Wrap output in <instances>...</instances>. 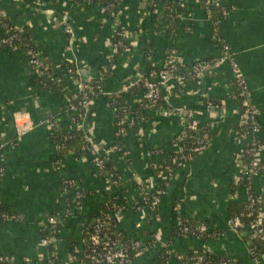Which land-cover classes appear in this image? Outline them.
<instances>
[{
	"label": "crops",
	"instance_id": "obj_1",
	"mask_svg": "<svg viewBox=\"0 0 264 264\" xmlns=\"http://www.w3.org/2000/svg\"><path fill=\"white\" fill-rule=\"evenodd\" d=\"M136 1L121 0V19L111 23L99 14L97 5L81 10L70 4L67 8L61 0H0V11L13 26L28 27L40 58L61 75L67 88V92H58L39 87L21 53L13 55L0 50V147L4 149L0 153V208L20 218L16 222L0 220V257L8 264H24V259L35 264L46 253L40 245V235L42 226L52 217L58 218L53 229L56 258L61 264H81L77 259L84 252L80 225L116 194L96 176L92 155L78 156L77 151H64L55 143L54 131L59 130L60 136L65 137L79 130L78 123L82 125L83 138L98 153L112 150L115 144L128 152L120 157L123 161L100 156L114 166L120 182L118 197L129 206L153 185L164 186L165 198L155 212L141 214L127 209L117 226V232L125 238L148 247L131 264H153L166 246L191 255L199 253L203 245L217 258L231 255L243 264L251 262L246 242L229 226V206L245 202L247 196L234 181L239 174L235 159L242 146L230 138L238 107L232 97L227 66H217L183 86L176 83L163 87L161 100L155 106L149 105L142 93L125 97L130 111L139 114L140 125L126 127L131 131L125 129L120 138L116 135L114 100L151 70L162 68L171 51L176 53L182 69L218 56L211 24L197 0H189L185 19L172 35L167 29L158 28L151 18L147 20L144 10L134 9ZM224 4L228 5L229 14L218 36L229 46L244 75L250 99L258 111L259 138L264 141V0H226ZM61 15L68 16L65 24ZM68 27L75 35L74 48ZM120 28L134 33L131 47L126 53L108 55L109 42ZM78 63L90 74L91 81L100 77L104 93L83 116L81 112L66 110V97L74 93L75 86L61 72L62 64L78 70ZM211 100L218 102L207 106L214 112L201 104ZM184 112L189 124L211 127L212 145L182 171L163 180L154 169L168 162L173 139L186 130ZM23 125L27 128L19 133ZM263 176L261 173L249 185L250 194L261 200ZM66 182H73L86 194L85 199L77 203L66 199ZM177 201L179 210L174 205ZM261 208L264 216L262 205ZM177 216L183 221L206 224L209 235L204 239L180 238L174 234Z\"/></svg>",
	"mask_w": 264,
	"mask_h": 264
},
{
	"label": "built area",
	"instance_id": "obj_2",
	"mask_svg": "<svg viewBox=\"0 0 264 264\" xmlns=\"http://www.w3.org/2000/svg\"><path fill=\"white\" fill-rule=\"evenodd\" d=\"M138 1L148 5L151 18L158 28L162 27L169 31L167 21L163 20L164 13L167 10L164 5L159 3V1L153 2V0ZM170 1H176L177 18H179L180 22L183 21L188 12L189 0H168L167 2ZM204 1L205 6L202 9L206 20L211 24L212 35L218 49V56L214 60L194 63L190 65V69L187 72H182V70L185 69H182V64L178 61L176 53L171 51L167 56L168 58L164 66L160 69L151 70L145 77L143 81V86L146 89L144 100H146L149 105L155 106L161 100V89L168 86L170 82L183 86L188 82L199 80L202 73L210 67L215 68L223 65L228 67L233 88L235 86L238 89L237 92L235 91V97L240 103L241 110L238 128H241L242 130L234 133V139L242 146V150L235 159V165L239 169V174L234 181L235 184L239 186L242 183H246L240 187H243L247 196L245 201L246 213L244 214V217L248 220V224L244 225L240 217H235L231 222L233 223L235 232L242 237L248 246V254L251 258L250 264H261L264 263V256L254 254L252 245L254 242L264 243V216L263 209L261 208L262 200L259 197L251 195L249 187L252 180L264 172V141H261L259 138L258 111L252 105L244 75L238 64L235 62L229 46L224 44L225 42L218 36L219 28L224 20L221 22H213L207 9L210 5L218 7L221 15L225 19L229 14L228 5L224 4L226 0ZM61 2L64 3L66 7L67 4H70L73 8L77 9L76 2H73L72 0H61ZM197 2L199 4V0H197ZM83 5H97L99 14L107 19L118 18L121 12V0H84ZM180 11H183V14H179ZM5 19L6 15L3 12H0V50L5 49L12 52L13 55L21 53L25 57L34 77L37 79L39 87L47 88L50 83L58 85V83L62 81L61 75L58 74L50 64L40 58L38 51L31 47L28 48L27 45H24L23 52L16 48V43H21V36L24 27L13 26L10 28L5 24ZM60 19L62 23L65 24L68 16L61 15ZM70 33H72L71 29ZM134 37V33L127 31L124 28L116 30L111 42L112 54L115 56L117 53L128 52ZM111 64L112 61L110 62V66ZM110 66L107 63L106 69ZM67 67L68 69L62 73L73 80L75 91L70 94L69 97H66V110L71 111L72 113L81 112L83 116L88 112L92 102L104 95L101 80L99 77L98 79H92V81L83 82L79 77L78 70H74L70 65H67ZM61 91L67 92V88L62 87ZM74 102L77 104L75 105ZM201 104L205 107L212 106L206 101L201 102ZM141 106L144 109L146 104ZM114 109L117 117L116 121L118 129L116 135L120 138L124 128L133 126L136 123L138 124L139 119L137 115L131 111H127L126 108H123V114H121L119 109ZM19 118V116H16L15 119L19 121ZM188 125L192 127L190 130H193V128L196 127V125L193 126V124L188 123ZM76 126L79 130L82 129L81 123H78ZM22 127L23 128L19 130V133H23L27 128L24 127V125ZM211 130V127H205L200 130V135L197 136H187L184 133L185 131L176 136L172 141V153L169 156L168 162L160 166L159 176L163 178V180L170 179L177 171L184 169L187 163H190L197 156L206 152L212 145ZM71 134V132L67 133L65 139H68ZM88 141L86 143L90 147L92 153L91 163L95 167L96 176L103 180L109 189L115 190L116 194L111 195V198L107 201L108 204L112 203V198H116L121 193L119 190V178L116 173L107 172L105 170V161L99 158L100 154ZM2 150H4L3 146L0 147V153H2ZM105 152H116L122 157H125L128 154L127 151H124L120 147ZM246 158H248L247 162H245ZM168 163L170 164L169 166H167ZM1 175L2 169H0V177ZM81 193L82 192L75 188L73 182H66L63 186L64 197L72 202L77 203V201L84 200L85 197L82 196ZM118 198L115 203L113 202L112 211L109 213L107 219H91L84 221L80 225L82 231L85 226H90L93 229V233L88 240L90 253L85 255V252H83V256L89 259L92 264H131L132 262H128L130 252L136 257V259L146 253L148 250L147 245L139 241H131V247L126 246L123 241L117 238L118 234L111 231V223L115 222L117 225L121 223L127 209H133L141 214L155 212L165 198V192L157 187L150 194L142 192L137 201L131 203L130 206L123 200V203H121ZM174 205L176 210H179L181 207L178 201L174 202ZM19 219L20 218L15 215L0 214V220L4 222H16ZM57 219V217L49 218L47 223L42 226L40 245L45 249L46 253L39 256L38 259L34 261L35 264H58L54 262V258L56 259V251L54 248L55 233L53 231L54 227L57 225ZM175 223V229L177 230L176 235L180 238L191 237L195 239H204L209 235V228L204 223L192 228L191 226L184 225L182 218L179 216H177ZM164 249V254L167 256V259L165 261L163 259H157L153 264H243L231 255H223L217 258L218 261H215L213 258L217 256L205 247V245H203L202 250L199 252L200 254L193 253L191 255H184L173 251L170 246H166ZM23 263L33 264V261L30 259H24ZM0 264L8 263L4 258L0 257Z\"/></svg>",
	"mask_w": 264,
	"mask_h": 264
},
{
	"label": "trees",
	"instance_id": "obj_3",
	"mask_svg": "<svg viewBox=\"0 0 264 264\" xmlns=\"http://www.w3.org/2000/svg\"><path fill=\"white\" fill-rule=\"evenodd\" d=\"M73 2H76V6L78 9H83L84 8V5H83V2L84 0H72ZM154 1H159V3H161L162 5H164V7L167 9L164 13V17H163V20H166L167 21V24H168V29H169V33L172 35L173 34V31L175 30V27L180 23V20L179 18H177V11H176V8H177V4H176V1H170V2H167V1H164V0H153ZM199 4H200V7L203 8L205 6V1L204 0H199ZM210 15H211V18H212V21L213 22H216V21H223L224 18L223 16L221 15L220 13V10L218 7H214L212 5L208 6L207 7ZM1 12V11H0ZM179 14H183V11H180ZM152 19V18H151ZM153 21V19H152ZM5 24L8 26V27H13V25L10 23V21L6 18L5 19ZM22 40H21V43H16V48H18L21 52H23L24 50V45H27L28 48H33L34 50L37 51L33 41H32V36H31V33L28 29V27H25L24 28V31H23V34L21 36ZM226 44V43H224ZM118 57V56H117ZM117 57L114 59V61L117 59ZM47 63V62H46ZM68 69L67 65L66 64H62L61 65V72H64ZM190 69V67L186 68L185 70H182V72L184 71H188ZM53 74V73H51ZM56 75V73H55ZM145 78H141L140 81L137 82V84L133 87H130V89L128 90L127 93L125 94H122L120 96H118L117 99L114 100V105H115V108L119 109L121 114H123V108H126L127 111H130V107L127 105V103L125 102V97H128V96H136L138 94H146V89L145 87L143 86V81H144ZM62 87H64V83L63 81H60V83L57 84H54V83H50L48 84V87L47 89L49 90H55V91H58L60 92V90L62 89ZM237 88L234 86V91L237 92ZM208 103V101H206ZM75 105L77 104L76 102H74ZM209 103L212 105V106H216L217 105V101H214V100H211L209 101ZM135 115H137V117L139 116L138 113H135ZM140 122V121H138ZM140 125V123H138ZM138 125H136L135 127H137ZM128 130V131H131L129 130V128H124V130ZM242 129L241 128H238L236 129V131H241ZM55 133V143L59 146H62L63 147V150L64 151H69V150H73V151H77L75 152L76 155H80V153H83L82 155L84 156H88V155H92L91 151H90V147L88 146V144L85 141V139L83 138V133L81 130H75L71 136L68 138V139H65L64 136H60L59 133H61L59 130L58 132L54 131ZM187 136H197V135H200V131H193V130H190V129H186L185 132H184ZM115 148H118V146L115 144L113 145V148L112 150H114ZM101 158L102 160L105 161V170L107 172H111V173H115V169H114V166H112L111 164H109V161L106 160L105 158L103 157H99ZM248 161V158L245 159V162ZM170 164L168 163L167 166H169ZM160 167H157L156 169H154V172L156 173V175L160 173ZM244 184L246 183H242L240 184V186H243ZM158 189H161L164 191V186H161L159 185L157 187ZM71 190V189H70ZM82 196H86V194L83 192L81 193ZM117 198H112L111 202L112 203H107V202H104L102 204V206L100 207L99 211H97L96 213L94 214H91V215H88L87 217H85L86 220H100L101 218H105L107 219L108 218V215L109 213L112 211V208H113V202L115 203L117 201ZM118 200L123 203V201L118 198ZM245 206H246V202H242L240 204H236V203H232L230 206H229V209H230V214H231V219L233 220L235 217H240L241 221L244 223V225H247L248 224V220L244 217V214L246 213L245 212ZM8 214V215H13L9 212H6L4 210H2L0 208V214ZM183 224L186 225V226H191L192 228L198 226V225H201L202 223H198V222H195L193 220H184L183 221ZM117 224L115 222L111 223V231L115 234H118L117 238L120 239L121 241H123L126 246L128 247H131L132 243L130 240H128L127 238H125V236L121 235L119 232H117ZM93 233V229L92 227L90 226H85L84 230H83V240H84V252H85V255H87L88 253H90V249H89V237L90 235ZM174 234L176 235L177 234V230L175 229V232ZM50 249L52 250V248L50 247ZM252 250L254 251V254L258 255V256H264V243H261V242H254L253 245H252ZM200 254V253H199ZM77 259L80 261L81 264H92V262L85 258L84 256L80 257L78 256ZM159 259H163L164 261L167 259V256L165 254H162L160 256ZM215 261H218L217 257L213 258ZM52 260V259H51ZM136 260V257H134L131 252L129 253V263L131 262H134ZM53 261V260H52ZM54 262L58 263V264H61L59 262V260L56 258H54ZM241 263V262H240Z\"/></svg>",
	"mask_w": 264,
	"mask_h": 264
},
{
	"label": "water",
	"instance_id": "obj_4",
	"mask_svg": "<svg viewBox=\"0 0 264 264\" xmlns=\"http://www.w3.org/2000/svg\"><path fill=\"white\" fill-rule=\"evenodd\" d=\"M134 9H138V10H144L147 14H146V19L147 20H149L150 18H151V15H150V8L148 7V5L146 4V3H143V2H140V1H136L135 2V5H134V7H133ZM120 17H118V18H114V19H110V22L111 23H116V22H118V21H120ZM72 40H71V45H72V47L74 48V46H75V44H76V39H75V35H74V32L72 31ZM112 40H110V42H109V50H108V55H109V52H111V50H112ZM108 55L106 56V57H108ZM77 68H78V72H79V77H80V79H81V81H83V82H87V81H89V80H91V77H90V74H88V72L87 71H84L82 68H81V66H80V64L78 63V65H77ZM215 68L214 67H210V68H208V69H206L203 73H202V75H201V77H204V76H206L207 75V72L208 71H212V70H214ZM140 77V75H137V78H139ZM170 84H175V83H173V82H170ZM169 84V85H170ZM133 85V84H132ZM132 85H130V86H132ZM231 88H232V86H231ZM232 97H233V99H234V101L236 102V104H237V107H238V116H237V122H236V125L232 128V132H231V136H230V138H233L234 137V133L236 132V129H237V127H238V124H239V119H240V116H241V110H240V103H239V101L237 100V98L235 97V91H234V89L232 88ZM252 102V101H251ZM253 105V104H252ZM206 108V107H205ZM208 108V107H207ZM208 111L209 112H214V108H208ZM183 115H184V119L186 120V127L185 128H187V129H192V127H190L189 125H188V122H187V113L186 112H184L183 113ZM221 119V117H219V120ZM201 129H203L202 127L201 128H198V127H195V128H193V130H195V131H200ZM100 155H102V156H105V157H108V158H111V157H117V158H120V157H122L119 153H116V152H103V151H100V153H99ZM121 159V161H123V159L122 158H120ZM179 171H182V170H179ZM176 174V173H175ZM263 175H264V172H263ZM179 176L178 175H176L175 176V179H177ZM263 178H264V176H263ZM264 185V184H263ZM155 190V185H153L152 186V189H149V190H147V191H145V193H147V194H150V193H152L153 191ZM264 195V194H263ZM262 195V196H263ZM264 197V196H263ZM262 207L264 208V198H262ZM229 226H230V228H234L233 227V223L231 222V223H229ZM250 257V256H249ZM251 259V258H250ZM251 263V262H250Z\"/></svg>",
	"mask_w": 264,
	"mask_h": 264
}]
</instances>
